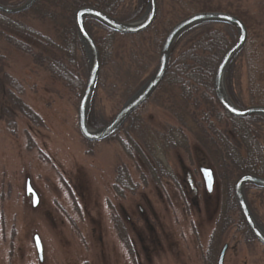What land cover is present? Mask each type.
<instances>
[{
    "label": "rangeland",
    "instance_id": "374dc122",
    "mask_svg": "<svg viewBox=\"0 0 264 264\" xmlns=\"http://www.w3.org/2000/svg\"><path fill=\"white\" fill-rule=\"evenodd\" d=\"M23 1L16 0L15 4ZM157 1L160 17L156 28L159 30L174 27L189 10L177 0ZM230 1L235 5L243 2L242 7L258 21L264 19V0H221L223 6ZM186 2L182 0L183 4ZM138 4L139 0H124L118 10L119 18L129 17ZM146 10L147 5L141 17ZM13 19L44 34H53V24L34 21L32 14ZM90 30L96 37L106 33L94 24ZM197 33L185 39L179 49ZM143 45L138 40L119 37L113 53L107 60L103 59V81L96 89L90 110L95 125L103 127L109 123L124 105L126 89L139 86L157 69L159 55L154 61L151 57L149 60L148 46ZM0 49V65L7 74V77L0 74V264H217L225 245L229 247L225 264H264V247L257 241L246 244L236 228L225 233L212 249L213 234L220 239L217 227L225 186L194 133H188V151L171 149L158 157L177 180L169 178L158 184L148 179L145 184L140 181L138 165L123 151L119 140L89 143L83 139L78 129L81 96L51 78L30 56L1 38ZM141 52L142 58L137 56ZM140 63L143 68V64L149 68L138 81L136 73ZM231 70L233 91L241 108L251 106L243 56L237 57ZM87 77L88 65L85 84ZM16 81L23 92L18 91ZM170 89L158 98H151L146 110L140 111L145 129L165 132L179 127V110L175 114L173 107L174 101L183 103L182 94L178 87ZM12 94H19V99L35 116L16 110ZM259 123L256 126L262 131L264 143V123ZM125 127L132 130L129 123ZM117 134L125 140L124 132L120 130ZM121 165L130 169L139 184L134 192L126 190L125 199L115 183ZM201 167L212 169L215 175L212 193L205 187ZM27 180L39 196L35 208L32 197L26 196ZM183 193L185 200L182 201L186 204L180 201ZM259 194L257 188L247 193L250 201H256L264 221V201ZM122 207L127 210L129 224L121 222ZM115 216L124 229L123 236L134 245L131 244V250L121 241L118 225L114 224ZM35 235L42 240L44 262L38 259ZM144 246L150 249V257ZM133 247L135 254L131 252Z\"/></svg>",
    "mask_w": 264,
    "mask_h": 264
},
{
    "label": "trees",
    "instance_id": "16d2710c",
    "mask_svg": "<svg viewBox=\"0 0 264 264\" xmlns=\"http://www.w3.org/2000/svg\"><path fill=\"white\" fill-rule=\"evenodd\" d=\"M177 1L181 2L182 6L189 8L180 20L202 12H222L236 16L244 22L249 32V39L238 57L243 56L247 65L248 90L252 105L264 106V19L258 21L248 9L242 7L243 2L235 5L233 1H230L227 6H223L221 0H188L185 4L182 3V0ZM15 2L16 0H0L1 4L10 7L23 4L17 3L16 5ZM123 2L124 0H38L29 11L18 15L0 12V38L7 45L30 56L36 66L44 69L51 78L62 82L80 97L85 87L87 57L75 27L74 14L80 8L93 7L120 21L132 22L141 17L147 5L145 0H139L137 8L129 17L120 19L118 10ZM26 14H32L34 21L53 24V34H44L31 25L28 26L13 19L15 16H25ZM159 17L160 13L157 20ZM62 22L67 24L63 25ZM91 24L104 29L105 35L96 37L90 30ZM156 25L157 21L147 32L127 36L112 32L91 19L87 20V27L100 50L101 64H103V59L107 60V57H110L109 54L113 53L116 40L119 37L138 40L147 45V58L150 60L151 57V61H154L155 57L160 54L162 43L171 29L168 30L165 27V29L159 30ZM197 31L198 33L179 49L181 43ZM236 38V29L229 25L205 24L185 31L173 46L166 78L152 97L157 96L156 98H158L159 94L167 93L171 90L170 88H179L183 103L178 104L174 101L173 107L175 114L179 110L177 114L179 127H171L165 132L145 129L140 115V111L146 110L145 105L128 120L127 123L132 126V130L125 129L127 123L121 128V132L125 133V140L119 138V134L111 139L119 140L123 151L132 161L135 160L134 162L138 165L137 171L141 173L140 181L147 184L148 179H153L161 184L169 178L175 181L177 179L160 162L158 157L161 153H166L171 149L188 151V133H194L197 137L196 140L210 155L212 163L219 171L218 176L221 177L225 186L224 198L219 210L220 221L217 227L220 239L215 238V234H213L212 249H215L222 236L233 228L237 229L246 244L256 243L239 211L233 187L236 179L244 174H253L264 178V143L262 142V131L256 126V124L261 125L259 122L264 123V117H233L222 109L214 95L213 84L216 69L222 56ZM137 56L142 58L144 54L141 52ZM236 61L237 58L232 62V67L227 72L226 86L233 102L241 107L233 91L231 76V69L235 68ZM143 66L145 68L141 63L139 66L137 65L136 78L138 81L143 78L149 68V65L143 64ZM152 72L140 85L138 84L139 86L132 85L126 89L123 96L124 102L144 85ZM1 73L6 74L2 65H0ZM102 81L103 79L100 77L98 87L101 86ZM14 84L18 85L19 83L16 81ZM19 85L18 91L23 92ZM4 86H2V92L5 90ZM18 95L12 94L11 96L17 105L15 109H20L26 116L34 117L30 108L19 99ZM190 106L193 108L191 112H189ZM89 124L92 127H100L92 121V111L89 116ZM115 183L120 188L121 197H123V192L126 193V190L134 192L139 187L126 165L118 167ZM249 189L256 188H247V193ZM258 190H260L258 197L264 201V189ZM184 197L183 193L180 196L181 204H186L182 201L185 200ZM249 203L255 217L264 227V221L259 214L256 201L249 200ZM151 231L154 230L151 229ZM142 241L143 238L140 242L142 243ZM128 244L131 250V244L133 245L131 240ZM132 249L131 252L135 254L134 247ZM144 250L150 257V249L144 246Z\"/></svg>",
    "mask_w": 264,
    "mask_h": 264
},
{
    "label": "water",
    "instance_id": "95a60500",
    "mask_svg": "<svg viewBox=\"0 0 264 264\" xmlns=\"http://www.w3.org/2000/svg\"><path fill=\"white\" fill-rule=\"evenodd\" d=\"M37 1L27 0L18 7H10L0 3V12L9 15L21 14L29 11ZM146 1L147 10L145 14L133 22L119 21L93 7L80 8L74 14L75 27L86 54L88 65V77L78 107V129L84 140L89 143H97L114 136L127 120L152 98L163 83L168 74L173 45L179 36L192 27L204 24L230 25L237 30V39L222 56L214 76L213 90L217 102L228 114L237 118L264 117V106H251L244 109L236 106L230 98L226 87L228 69L248 41V30L245 24L238 17L227 13L202 12L183 19L169 31L162 44L158 67L154 74L124 103L109 123L101 128L91 127L88 123V118L101 75V54L94 37L87 28L86 20H94L108 30L121 35L144 33L153 26L158 17L157 0ZM201 174L208 193H212L215 184L213 171L209 168H202ZM247 186L264 189V178L253 174H244L235 181L233 187L235 201L248 231L264 247V227L252 212L246 195ZM26 196L32 197L34 208L38 206L39 196L32 188L30 180L26 182ZM33 240L38 259L40 262H44V246L40 236L35 235ZM227 251L228 245H225L220 252L217 264H225Z\"/></svg>",
    "mask_w": 264,
    "mask_h": 264
},
{
    "label": "flooded vegetation",
    "instance_id": "af4514ba",
    "mask_svg": "<svg viewBox=\"0 0 264 264\" xmlns=\"http://www.w3.org/2000/svg\"><path fill=\"white\" fill-rule=\"evenodd\" d=\"M117 188H119V186H117ZM123 198L122 199H125L126 198V193L123 192ZM121 212H122V215H123V218L121 219V222H123V225L124 224H129V221H130V218L128 217V214H127V210L125 208L122 207L121 209ZM114 224L115 226L118 225V232L120 234V236H122V240L124 242V244L128 247L129 249V244H127L126 242H129L127 236L125 237V235L123 236V233H124V229H121V223H120V220L118 218V216H115L114 217ZM44 264V263H43Z\"/></svg>",
    "mask_w": 264,
    "mask_h": 264
}]
</instances>
